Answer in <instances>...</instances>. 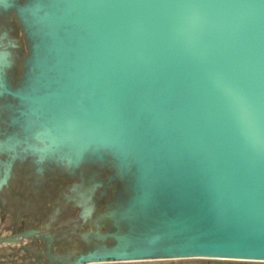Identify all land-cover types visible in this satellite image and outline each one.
<instances>
[{
    "label": "water",
    "instance_id": "1",
    "mask_svg": "<svg viewBox=\"0 0 264 264\" xmlns=\"http://www.w3.org/2000/svg\"><path fill=\"white\" fill-rule=\"evenodd\" d=\"M83 1L80 9L64 10L62 2L38 0L30 10L27 18L43 32L55 58L46 80L49 88L29 98L32 106L34 98H59L81 111L73 95L90 107L101 95L98 81L113 84L131 70L120 132L115 131L112 142L91 144L128 146L133 154L147 155L137 197L145 230L161 218L160 209L190 212L198 202L212 205L201 229L211 227L214 214L256 200L260 206L256 203L250 211L262 207L258 216H264V0ZM65 32L71 40L63 51L58 40ZM100 32L110 33L104 43ZM95 65L102 71L99 79L90 71ZM106 111L100 110L93 121H107L110 129L112 117ZM170 148H176L177 156L168 158ZM149 181H155V203L143 204L139 198ZM237 192L243 201L233 206ZM145 230L136 243L142 249L133 256L155 252L264 261V254L208 253L205 244L193 251L158 248L147 245ZM217 235L225 239L224 233ZM251 239V248L263 249L264 228Z\"/></svg>",
    "mask_w": 264,
    "mask_h": 264
},
{
    "label": "rangeland",
    "instance_id": "2",
    "mask_svg": "<svg viewBox=\"0 0 264 264\" xmlns=\"http://www.w3.org/2000/svg\"><path fill=\"white\" fill-rule=\"evenodd\" d=\"M36 1L0 4V264H264L119 247L116 235L145 230L137 197L147 155L51 142L29 100L49 88L55 61L27 18Z\"/></svg>",
    "mask_w": 264,
    "mask_h": 264
},
{
    "label": "bare ground",
    "instance_id": "3",
    "mask_svg": "<svg viewBox=\"0 0 264 264\" xmlns=\"http://www.w3.org/2000/svg\"><path fill=\"white\" fill-rule=\"evenodd\" d=\"M52 1H54V4L60 2L64 3V10L77 7L80 9V7L84 6L83 0ZM100 1L104 2L105 0ZM9 2L10 0H0V4L4 5H8ZM46 3L47 2H45L44 5H46ZM141 33L142 32H137L136 36ZM109 35L110 33H105V35L103 32L99 33L102 43L106 41ZM69 39V33L65 32V35L58 40L59 45H61L59 47L63 51H66V49L69 48L67 47V41H69ZM58 42H56V48L58 47ZM4 60L6 61L5 55L1 54L0 63ZM90 71L96 73L94 79L101 78L102 71L98 65L93 66ZM131 76L132 71L128 70L124 71L113 84L109 83L107 80L98 81L96 85L99 86L101 95L94 102L92 101L90 107H87L81 100L77 99L72 94V97L76 102L80 103V109L82 112L78 111L74 104L64 103L63 100L59 98L55 100H48L47 97L34 98V106H31L35 107L34 110L36 112L38 111V108L41 109L39 118L46 122V131L48 132L46 133L50 137L51 142L55 145L66 143L72 150L80 151L83 147H86L91 143L112 142L115 139V131H117V133L120 132V119L122 118L121 112L123 109V103L125 102L124 93L128 88V80ZM100 110H107L106 112L112 117V126L110 129H106L109 124L107 121H102L103 124H97L93 121ZM48 111L50 112L48 113ZM175 156H177L176 148H170L168 158ZM154 182L155 181H149L147 184L149 188L142 189V194L139 198L141 203H155L153 200V188L151 187ZM241 193L242 192H237L235 194L236 200L233 206L242 203L243 196ZM240 197L242 198L239 199ZM256 201H251L250 203L253 202V204L248 206L254 208L256 203L257 206H260V204H258L259 202ZM245 206L242 207L241 205L239 209L236 208L228 213L226 212L227 210L224 209L223 212L214 214V222L211 227L207 229H201L202 223L205 221L206 215L211 212L212 205L207 207L204 202H198L194 210L190 212L185 210L169 212L166 209H160L159 215L161 218L155 219V222L151 226H147L144 237L147 245H153V243H155L154 245H157V247H165L175 251H193V249H199L205 244V250L208 253L215 255H239L246 258L258 257L264 254V248H251L250 245L253 244L252 237L262 235L264 216L261 217L258 215L263 208L257 207L260 212L254 213L250 211L249 207ZM201 209H204V211H201ZM262 211L264 212V210ZM220 232L224 233L225 239L219 240L220 238L217 234H220ZM116 237L120 248L130 244L136 245V243H140L139 241H141L140 235L139 237L116 235ZM207 238L210 240H207ZM166 243H171L170 247L165 246Z\"/></svg>",
    "mask_w": 264,
    "mask_h": 264
}]
</instances>
